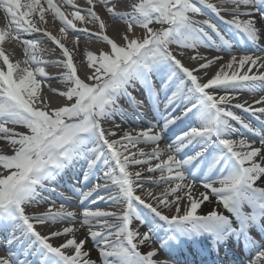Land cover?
Listing matches in <instances>:
<instances>
[{
    "label": "snow or ice",
    "instance_id": "obj_1",
    "mask_svg": "<svg viewBox=\"0 0 264 264\" xmlns=\"http://www.w3.org/2000/svg\"><path fill=\"white\" fill-rule=\"evenodd\" d=\"M99 3L127 25L120 43L104 34L105 23L94 11L93 0H87L89 6L84 9L73 0H64L73 9L71 19L54 0H0V11L8 20V26L0 29V45L6 37L19 41L26 56L21 67L0 47V140L7 141L12 150L11 155L0 154V230L11 229L9 249L13 245L23 248L19 254L9 250L0 257V264H30L28 257L34 258L31 264H96L91 259L92 249L85 247L88 240L103 264H168L154 259L158 254L155 249L146 254L139 251L153 237L159 239L162 249L181 239L210 238L217 252L230 238L243 239L246 246L258 249L248 264H264V187L257 186L264 179V95L253 102L239 99L243 92L253 96L264 92V72H260L264 55L259 54L264 53L260 44L264 0H137L126 13L115 12L114 4L108 7L110 0ZM200 6L228 30L212 18L194 19L204 15ZM45 13L59 20L61 33L66 35L71 29L106 45V51L85 53L90 74L84 79L78 75L69 49L41 27L47 23ZM74 21L98 24L99 31L89 33L88 28H77ZM136 27L142 29V35L134 33ZM37 32L52 40L65 58L54 64L64 69L60 82L68 85L58 93L66 100L60 107L51 108L41 95V85L48 80L44 67L48 62L37 55L40 41L22 37V33ZM231 33L246 40L257 53L233 54ZM173 45L194 51L201 47L224 51L230 59L209 77L208 70L220 63L222 56L208 59L196 51L190 59L198 62V67L190 69L178 58L184 52L174 53ZM253 68L259 74L249 75ZM200 70L203 75L195 74ZM137 85L147 94L157 123L162 121L159 132L153 130L157 124L147 130L121 132L114 119L126 115L121 100L134 110L143 106L133 95ZM48 91L56 89L49 87ZM234 109L250 113L262 122L261 127H254ZM235 125L258 137L260 146H254L255 141L233 139L238 132ZM18 126L26 131H17ZM175 129L179 132L165 152L159 147L162 134ZM142 143L154 145L150 153L137 148ZM164 155L167 159H161ZM153 160L159 162L153 164ZM81 162L86 164L85 187L97 171L102 173L87 190L76 188L81 202L107 199L112 205H123L122 212L83 209L80 226L87 228L84 239L75 238L79 229L72 226L42 235L37 225L74 224L76 213L63 205L53 211L54 205L49 204L39 214H30L27 208L45 202L42 192L46 186ZM133 166H139L140 171H130ZM144 171L160 172L158 180H151L153 184L174 186L155 196L144 189L142 180L151 179L143 177ZM75 179L79 182L80 178ZM112 188L117 190L115 194L100 195L101 191L111 193ZM138 188L146 191L153 203L136 194ZM202 206L210 207L204 212ZM113 219L119 223H110ZM134 220L139 221L136 229L131 227ZM253 229L261 240L253 237ZM62 236L71 238L57 246L50 242Z\"/></svg>",
    "mask_w": 264,
    "mask_h": 264
},
{
    "label": "bare ground",
    "instance_id": "obj_2",
    "mask_svg": "<svg viewBox=\"0 0 264 264\" xmlns=\"http://www.w3.org/2000/svg\"><path fill=\"white\" fill-rule=\"evenodd\" d=\"M133 0H110V3L108 4V7H112L113 4L115 5L114 11L117 13H126V12H131V3ZM24 0H22V3ZM43 3V0H41ZM94 2V11L97 12V14L101 17V19L105 23V31L104 34L108 35L109 38L116 40V42L120 43L121 42V36L126 32L127 25L119 20L118 18H113L111 14L107 12V9L104 7V5L99 3V0H93ZM212 3H218L219 0H211ZM54 3L61 8L63 12H65L66 15H68V18L71 19L70 13L73 10L70 5H65L64 0H54ZM73 3L81 8L84 9L88 7L89 5L87 4V0H73ZM202 8V12L204 15L201 16H195L194 19L196 20H203L205 18H212L215 20V22L224 30H228V26L224 25L222 21H220L218 18L214 17V14L210 12V10L203 8V6H200ZM223 14V13H222ZM45 17L47 20V23L42 24L41 27L48 32H51L52 35H54L57 39L61 41L65 45L66 48L71 50V53L74 57V59L79 63V68H80V77L84 79V77L88 74H90V70L85 67L87 60H86V52H92L93 54H97L100 51H106V47L103 45H100V40H98L96 37H93L91 40H88L85 38L84 34L78 32V31H73L71 29L68 30L67 34L65 35L64 33L60 32L61 24L59 20L55 19L50 13H45ZM38 19V17H37ZM225 19H231V16L225 15ZM76 23L77 28H88L89 33L92 32H98L99 31V25L98 24H91L85 22L84 24H81L79 21H74ZM8 26V20L5 17L3 11H0V29L6 28ZM134 33L139 36L142 35V29L136 27L134 28ZM22 37L24 39H30V40H37L40 41L38 49H37V55L38 57L43 60L47 61L44 65L45 71L48 73V80L41 85V95L46 98L50 102V107L51 108H56L63 106L66 102L65 98H61L58 93L60 91H65L67 87L65 84L60 82V76H61V71L59 70V67L54 66L55 62L51 57L53 56V46L54 42L47 37L43 35V32H37L33 34H25L22 33ZM77 37H80L79 40L77 41ZM230 38H233L234 40V48H233V54L239 56L244 54V52H247L248 54H255L257 53V49L253 48L246 40H243L242 37L237 36L235 33H231ZM260 44L262 47H264V35L261 37ZM5 51L7 55H9L10 60L15 63L17 61L20 62V66L24 67L25 65L23 64V61L26 59V56L24 54V45L16 40H9L7 37L5 39V42L3 45H0ZM172 51L174 53L178 52H184L183 56H178L182 60V62L185 64L186 67H189L190 69L197 68L198 67V62L193 61L190 59L191 56L196 54V51H199L200 54L207 56L208 59H213L215 56H222L223 60L220 61V63L212 66L208 70V76H212L216 71L220 69V66L227 62L230 59V56L225 53L224 51H216L215 49H207L201 47L200 49L194 51L192 49H181L177 45L172 46ZM260 55H264V53H259ZM226 71H229V74H231V71L228 69H225ZM204 70L198 71L197 74L198 76L203 75ZM260 72H264V69H260ZM240 74H243L241 72ZM253 74H259L257 72L256 68H253V71L249 73V75ZM208 77H205L207 79ZM87 82V81H86ZM154 83L159 84V81H156L154 78ZM51 87L52 89H56V92H50L48 91V88ZM248 95V98H239L240 101H249L253 102L256 99L260 98V95H264V92H261L259 95H250L246 92ZM133 95L137 97L138 100L143 101V105H147L149 108H151V114H149V111H146V115H141L139 120L132 119L131 117H126L123 118L120 115L115 116V121L117 124H120L121 126V132L123 130H147L151 124H157V126L153 129L155 132L160 131V127L162 126V121L157 123V114L155 111L152 110L151 103L147 97V94L143 91L140 85H137V89L135 92H133ZM164 97V93H160V100L162 101ZM121 102L125 103L124 100H121ZM42 107V105H41ZM254 107H258V105H254ZM144 108V107H143ZM163 109V104L161 103L160 105V111ZM234 111L237 112V114L242 115L247 122L251 123L254 127L260 128L261 127V121L257 120L255 117H252L250 113H243L242 110L239 109H234ZM150 118L149 121H147V118ZM155 118V119H154ZM238 128V132L233 135V139H247L250 143L255 141L256 147H259V138L255 137L252 135V133H249L246 129H243L240 127V125H235ZM107 127H112V125H107ZM17 131L24 132L26 131L22 127H17ZM264 131V128L261 129ZM179 129H175L173 131H169L168 133L162 134V139L159 142V147L163 149L165 152L167 151V146L171 141L175 138V135L178 134ZM146 147H154V145L148 144H139L137 148L145 150ZM185 152H188V149L184 150ZM146 152V151H145ZM151 152V151H150ZM147 152V153H150ZM0 154H12L11 146L8 144L7 141L0 140ZM184 153L179 154L180 156H183ZM179 158V157H178ZM161 159H167V156L164 155L161 157ZM159 161L153 160L152 163H158ZM135 168V171H140L139 166H133ZM143 177H151V179L147 180H142V183L144 184V189L151 190L153 195L159 196L164 192L165 188L174 186V185H167L164 183H159V184H153L151 182L152 179L158 180L160 177V172L156 171L155 173H148L147 171L143 172ZM95 180L91 181L88 183L87 187H91L95 183H93ZM264 182V179L261 180ZM98 182V181H97ZM101 182V181H99ZM58 185V184H56ZM87 187H84L83 190H87ZM54 187L47 188L43 191L44 194L48 195V199H45V202L41 203L38 207L35 206H29L27 209L28 211L32 210H37L44 208L47 210L49 204H53V211H56L57 209L60 208L61 205L65 206L68 211H72L76 213L75 216V223H70L68 221L64 223H58L56 225H50V224H45V225H39V230L44 234L48 235L51 231L54 230H62L64 227H75L79 229V231L75 232V238L77 240L84 239L85 236L87 235V228H81L80 226V221L82 220V211L85 208H88L90 210H102V211H107V212H117L119 211H111V209L119 210L120 206L118 205H112L110 201L107 199L104 200H98L97 203H92V198H90L87 201L81 202L80 198V193L76 190H74L70 185L67 183H61L59 184V190L62 191L63 193L59 194L56 190L53 192L51 189ZM199 191H203L202 188L198 187ZM146 191L142 192L139 188L137 189L138 195H141L144 199H146L148 202L153 203V200L151 197H148L146 195ZM116 190L115 188H112L111 193L110 192H105L101 191L100 195L104 197H108L111 194H115ZM69 195V196H67ZM71 195V196H70ZM210 206H202L203 211L207 212ZM220 211H223L222 207L219 209ZM199 211V210H198ZM30 213V212H29ZM171 215V213H168ZM110 222V221H109ZM112 224L114 221L110 222ZM11 230L9 229L8 231L0 230V257H3L7 254L9 250L12 252L16 253H21L23 251L22 246L19 245H13L11 249H9V246L7 244V239L9 237ZM71 238V237H57L51 240L53 244L56 245V243H63L66 239ZM189 242V245L192 246L195 242L196 239H189L187 243ZM264 242V241H262ZM86 248L92 249L91 242L88 240L87 244L85 245ZM157 250V255L154 257V259L158 262L161 261H168L164 257L165 254L170 253L172 251H169V248H164L159 250L158 248H153ZM180 250L185 253V260L186 262H191V254L189 251H186L183 249V247H180ZM258 252V249L254 248L252 253L247 257V259L242 260L241 262H238L237 264H248V261L250 259H254L256 254ZM99 256V252L97 250H93L91 252V259L96 261V264H103V260ZM21 259L23 256L20 257ZM29 261L32 260V257H28ZM198 262L200 264L205 263V264H211L210 261H206L202 258H198ZM168 264H170L168 262Z\"/></svg>",
    "mask_w": 264,
    "mask_h": 264
},
{
    "label": "rangeland",
    "instance_id": "obj_3",
    "mask_svg": "<svg viewBox=\"0 0 264 264\" xmlns=\"http://www.w3.org/2000/svg\"><path fill=\"white\" fill-rule=\"evenodd\" d=\"M147 119H148V118H147ZM144 148H145V147H144ZM152 148H153V147H146L144 151L152 150ZM129 170L132 171V172L134 173L135 168H134V167H130ZM257 186H258V187H264V182H262V181H258V182H257ZM111 211H119V213H121V212H122V209L116 210V208H115V209H111ZM165 211L167 212V210H165ZM111 221H115L116 224L119 223V221L114 220V219H113V220H110V222H111ZM137 227H139V221L134 220V221H133V229H136ZM145 230H146L145 228H140V231H141V232H143V231H145ZM113 239H115V238L113 237ZM90 241H91V240H90ZM60 244H61V243H56V245H60ZM91 246H92V249L95 250V245L93 244L92 241H91ZM140 248H141L144 252H146V253H147L150 249H153V248H160V247H159V239H157L156 237H153V239H152L151 241L145 243V244L142 245ZM98 257H100V255H99Z\"/></svg>",
    "mask_w": 264,
    "mask_h": 264
}]
</instances>
